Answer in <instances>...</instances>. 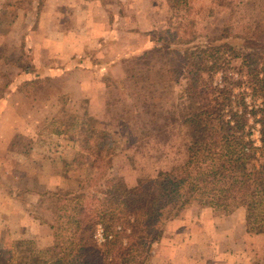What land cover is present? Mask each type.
<instances>
[{
	"label": "rangeland",
	"instance_id": "1",
	"mask_svg": "<svg viewBox=\"0 0 264 264\" xmlns=\"http://www.w3.org/2000/svg\"><path fill=\"white\" fill-rule=\"evenodd\" d=\"M90 4H105L117 27L105 44L82 22ZM262 27L264 0H0L1 250L16 264L46 257L53 231L34 216L43 191L77 190L89 177L103 188L110 164L134 180L161 167L156 150L168 156L163 168L182 163L185 129L173 147L168 128L190 111L184 73L196 69L176 53L137 60L148 38L249 51L264 41ZM250 228L245 207L226 214L191 202L163 226L148 264H264V234Z\"/></svg>",
	"mask_w": 264,
	"mask_h": 264
},
{
	"label": "trees",
	"instance_id": "2",
	"mask_svg": "<svg viewBox=\"0 0 264 264\" xmlns=\"http://www.w3.org/2000/svg\"><path fill=\"white\" fill-rule=\"evenodd\" d=\"M209 42L178 48L188 42L148 38L141 48L145 54L135 56L139 60L157 51L168 57L176 53L180 66L196 69L184 73L182 95L190 111L171 126L166 123L173 147L185 129L186 140L177 152L179 157L185 154L182 163L165 169L162 159L168 156L156 150L161 167L145 168L134 180L117 174L110 164L103 188L96 189L94 177H89L77 190L41 192L34 216L52 228L53 239L46 257L33 253L28 264H148L163 226L194 201L226 214L245 207L250 229L264 233V41L253 42L255 49L249 51L244 44ZM219 71L221 82L216 83L213 77ZM99 225L102 244L95 237ZM3 247L0 264H16Z\"/></svg>",
	"mask_w": 264,
	"mask_h": 264
},
{
	"label": "crops",
	"instance_id": "3",
	"mask_svg": "<svg viewBox=\"0 0 264 264\" xmlns=\"http://www.w3.org/2000/svg\"><path fill=\"white\" fill-rule=\"evenodd\" d=\"M55 9H60V8H58L57 6ZM72 17L73 16L71 15L69 17V20H71ZM112 17L118 19L117 16L116 17L112 16ZM105 21H106V24H105ZM82 22L85 23V26L87 27V32L91 34L92 37L93 35H97V37L100 38L98 42H101L104 44H105V41H107L105 39L107 38V36L108 37L110 36L111 39H114V35H115L114 32L117 33L116 32L117 27L116 26L112 27L110 25L109 19H105V4H101L97 6H95V4L88 5L87 8H85L84 10V18ZM94 24L98 25V28L96 30L93 29ZM261 234H264V233H261Z\"/></svg>",
	"mask_w": 264,
	"mask_h": 264
},
{
	"label": "built area",
	"instance_id": "4",
	"mask_svg": "<svg viewBox=\"0 0 264 264\" xmlns=\"http://www.w3.org/2000/svg\"><path fill=\"white\" fill-rule=\"evenodd\" d=\"M103 230H102V228H99V233H100V235H101V237H102V239H103V241H104V238H103V232H102Z\"/></svg>",
	"mask_w": 264,
	"mask_h": 264
}]
</instances>
